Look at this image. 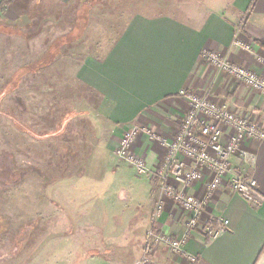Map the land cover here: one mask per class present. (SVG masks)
<instances>
[{
  "label": "crops",
  "instance_id": "obj_1",
  "mask_svg": "<svg viewBox=\"0 0 264 264\" xmlns=\"http://www.w3.org/2000/svg\"><path fill=\"white\" fill-rule=\"evenodd\" d=\"M44 1L61 8L74 1L75 15L84 9L87 19L104 3ZM35 3L10 0L3 5L0 0V13L12 24H22L32 15L30 9ZM199 3L178 12L123 11L118 14L120 25L107 27L112 39L102 53L98 38L93 42L88 39L75 52L73 65L65 68L69 73L66 77L75 80L82 98L79 116L83 118L69 121L87 127L73 132L86 136L87 143L66 150L68 158L83 159V164L79 171L74 166V171L55 185L69 230L79 241L67 253L85 256L74 264H140L148 230L171 237H180L184 232L186 214L170 202L154 223L151 218L159 194L157 170L164 147L145 135L138 136L132 151L145 160L150 172L139 177L115 154L125 129L133 125L146 127L166 141L172 140L188 109V103L178 94L182 90L225 103L242 116L264 124V99L218 74L201 55L205 51L219 53L264 78V0ZM86 31L88 24L81 37ZM236 38L249 44L250 49L235 46ZM68 43L63 40L57 48ZM241 152L253 155L254 163L236 155L231 158V167L256 180L258 192L264 197V140L242 144ZM69 168L67 165L65 170ZM204 185V180L198 181L189 191L200 194ZM214 194L184 246L195 256L194 264H264V202L250 205L232 194L227 184ZM219 227L221 231L215 237L203 233ZM147 260L151 264H190L162 246L147 255Z\"/></svg>",
  "mask_w": 264,
  "mask_h": 264
},
{
  "label": "rangeland",
  "instance_id": "obj_2",
  "mask_svg": "<svg viewBox=\"0 0 264 264\" xmlns=\"http://www.w3.org/2000/svg\"><path fill=\"white\" fill-rule=\"evenodd\" d=\"M73 2L61 8L36 0L22 24L0 13V264H74L85 257L67 253L76 240L55 186L83 164L66 150L87 143L73 133L87 127L69 121L83 118L80 90L65 72L78 47L97 37L102 53L112 39L107 27L120 25L123 11L178 12L203 0H103L91 19L84 9L75 15ZM66 39L72 40L58 49Z\"/></svg>",
  "mask_w": 264,
  "mask_h": 264
},
{
  "label": "built area",
  "instance_id": "obj_3",
  "mask_svg": "<svg viewBox=\"0 0 264 264\" xmlns=\"http://www.w3.org/2000/svg\"><path fill=\"white\" fill-rule=\"evenodd\" d=\"M237 47L249 50V44L238 38L234 39ZM203 61L218 74L244 85L264 99V78L255 72L227 60L223 55L205 51ZM179 97L188 103V109L181 118L179 130L172 140L161 138L146 127L130 126L124 130L116 146V157L133 168L137 176H148L145 160L132 151V145L140 135L158 142L164 147L159 178V194L152 209V222L164 212L167 202L182 209L186 214L184 232L180 237H171L156 233L150 229L145 234L144 257L140 264H151L147 255L157 247L167 248L172 254L182 256L190 264L196 262L195 256L185 250L191 233L196 230L205 208L218 190L229 185L230 191L238 194L245 202L260 206L264 202L263 195L258 192L256 180L236 172L231 166V158L239 155L250 164L254 163L253 155L241 152V145L246 142L264 140V124L244 117L230 109L225 103L217 102L202 96L193 90H182ZM205 185L200 194L189 190L198 181ZM227 225V222H223ZM221 228L206 229L203 233L212 238L219 234Z\"/></svg>",
  "mask_w": 264,
  "mask_h": 264
},
{
  "label": "trees",
  "instance_id": "obj_4",
  "mask_svg": "<svg viewBox=\"0 0 264 264\" xmlns=\"http://www.w3.org/2000/svg\"><path fill=\"white\" fill-rule=\"evenodd\" d=\"M9 2H10V0H3V5H6V4L9 3ZM73 33H74V30H73ZM73 33H72V34H73ZM72 34H71V35H72ZM67 40H68V41H71L72 39H70V40L67 39ZM57 46H58V45H57ZM45 62H47V61H43V60H42V61H40V62H38V63H40V64L42 65V64H46ZM41 65H40V66H41Z\"/></svg>",
  "mask_w": 264,
  "mask_h": 264
}]
</instances>
